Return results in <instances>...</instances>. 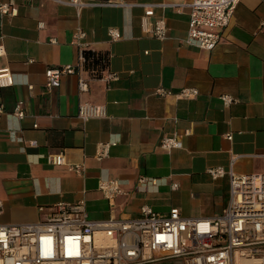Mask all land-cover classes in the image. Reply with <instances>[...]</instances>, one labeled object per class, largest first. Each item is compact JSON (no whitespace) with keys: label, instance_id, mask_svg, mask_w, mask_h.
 I'll use <instances>...</instances> for the list:
<instances>
[{"label":"crops","instance_id":"1","mask_svg":"<svg viewBox=\"0 0 264 264\" xmlns=\"http://www.w3.org/2000/svg\"><path fill=\"white\" fill-rule=\"evenodd\" d=\"M0 2L13 5L12 15H0V70L8 69L14 81L0 85L1 224L35 223L55 204L82 199L94 221L135 218L143 206L212 218L228 208L231 184L229 175L213 179L210 169L239 176L264 171V0H243L213 51L186 43L189 9L155 10L151 22L164 18L168 26L161 41L143 28L140 7L78 13L50 0ZM78 28L97 56L85 65L72 43ZM110 29L122 38L112 41ZM68 65L77 74L64 75L58 88L47 89L45 72ZM112 74L118 79L110 80ZM80 79L88 82L87 92L80 90ZM186 88L198 90V96L179 97ZM158 89L171 94L161 96ZM224 96L234 102L226 105ZM20 102L26 116L18 120L12 114ZM85 102L106 107L108 117L81 120ZM10 131L24 142L12 141ZM173 136L182 147L161 149L162 139ZM113 141L118 144L99 160V145ZM59 153L69 165L84 164V175L68 165H51L47 157ZM141 177L148 179L144 187ZM106 180L119 181L125 192L114 208L99 189ZM41 206L46 212H39Z\"/></svg>","mask_w":264,"mask_h":264},{"label":"built area","instance_id":"2","mask_svg":"<svg viewBox=\"0 0 264 264\" xmlns=\"http://www.w3.org/2000/svg\"><path fill=\"white\" fill-rule=\"evenodd\" d=\"M56 4L73 7L80 13L86 8H143L142 25L146 32L158 40L168 37V26L164 18L155 22L157 8L173 9L182 13L189 9L190 19L186 43L204 51H213L220 43L222 31L232 22L235 11L243 0H187L184 3L128 4L124 0H50ZM13 14L11 3L0 2V15ZM43 29L44 24L40 23ZM112 41L122 38L118 30L110 29ZM87 34L80 28L73 36V44L79 48L82 65L97 59L89 44ZM51 43H56L52 40ZM3 47L0 45V56ZM148 54V53H146ZM77 74L71 65L45 72V86L58 88L64 75ZM117 74L109 75L110 80L118 79ZM5 79L6 83L1 80ZM0 85H13L8 69L0 70ZM79 88L87 92L89 85L79 80ZM161 96L171 94L158 89ZM198 90L183 89L179 97L194 99ZM226 105L234 102L224 96ZM5 113L0 105V115ZM16 119H24L23 103L16 105L12 114ZM78 117L87 122L92 119H106V107L89 102L79 107ZM12 141L23 143L14 131H10ZM232 140L231 134L227 135ZM37 146L36 141L30 143ZM118 141L100 144L97 158L108 156L111 147ZM161 149H180L182 143L176 136L165 137ZM54 166H69V171L83 176L84 164H67L64 154L47 157ZM213 179L230 177L231 199L228 208L212 218H191L178 208L167 213H158L149 206H143L138 217L111 218L107 221L91 220L86 201L76 203L59 202L50 207L41 221L23 225H3L0 223V264H264V171L253 175H236L222 167L210 169ZM139 184L144 187L148 179L141 177ZM178 185H174L177 188ZM99 189L111 208L115 200L125 194L117 180H106ZM3 202L0 200V216ZM39 212L46 208L39 207Z\"/></svg>","mask_w":264,"mask_h":264}]
</instances>
